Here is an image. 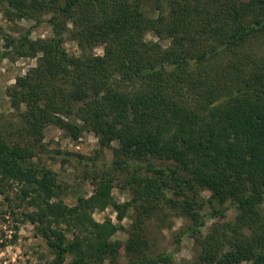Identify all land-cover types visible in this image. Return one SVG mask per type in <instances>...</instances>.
Wrapping results in <instances>:
<instances>
[{"label": "trees", "instance_id": "trees-1", "mask_svg": "<svg viewBox=\"0 0 264 264\" xmlns=\"http://www.w3.org/2000/svg\"><path fill=\"white\" fill-rule=\"evenodd\" d=\"M0 2L9 19L52 28L47 38L33 39L30 29L5 35L0 56L37 59L8 91L24 109L0 124V194L17 184V197L36 207L28 215L54 255L49 264L68 256L69 264H124L122 256L126 264H174L178 248L154 252L145 231L164 208L188 219L176 242L195 239L193 264H264V0ZM66 34L79 55L66 50ZM48 125L75 139L92 131L103 148L118 143L113 160L90 175L92 193L73 205L41 162ZM55 153L63 162L74 155ZM115 187L130 199H115ZM107 207L119 223L93 218ZM121 229L125 241L114 238Z\"/></svg>", "mask_w": 264, "mask_h": 264}, {"label": "rangeland", "instance_id": "rangeland-1", "mask_svg": "<svg viewBox=\"0 0 264 264\" xmlns=\"http://www.w3.org/2000/svg\"><path fill=\"white\" fill-rule=\"evenodd\" d=\"M47 18L48 16L43 17L44 20ZM69 25L71 26V24ZM29 29L33 39L47 38L52 34V28L47 21L36 25L35 20L31 18L9 19L4 14L3 5L0 2V56L6 44L5 35L19 36ZM146 39L157 41L158 37L153 32H148ZM168 43V40L162 41L163 45ZM64 46L70 54L79 55L81 53L76 42L67 34ZM93 52L103 55V45L95 47ZM36 61V58L28 57L0 59V124L15 120L20 110L24 109L23 105L19 110L12 106L8 91L15 84L16 78L35 66ZM78 123L81 124V121ZM42 145L41 162L55 170L59 179L66 184L67 189L62 198L67 204L73 205L78 196H89L92 193L93 185L90 175L95 168H102L104 162L109 163L113 160V148L117 147L118 143L114 141L111 143V147L103 148L100 146L99 138L92 131L84 129L79 138L75 139L67 129L48 125L44 129ZM56 150L73 153V159L70 157V161L63 162V155L56 154ZM51 154L55 158L52 159ZM78 154L95 160L99 165L94 167L90 162L87 164L79 162L78 157H75ZM33 161L36 162L38 159L34 158ZM150 161L156 164L162 162L153 158H150ZM166 163L170 164L171 162ZM166 163L164 162V164ZM17 192H19V187L14 184L13 188L0 194V264H49L54 255L44 238L38 233L37 224L33 223L28 215L35 211L36 207L30 206L26 201H21L17 197ZM202 192L205 196L210 195L207 189H203ZM113 196L120 202L127 201L131 197L127 190H122L119 187L113 189ZM131 215L132 212L129 211V214L121 221L122 226L130 225ZM93 218L97 221L110 218L113 223H119L112 207L95 210ZM214 220L215 218L207 219L203 235L208 232V228ZM188 222L186 217L177 214L170 208H164L163 211L148 219L145 231L150 240L151 249L154 252H171L177 247L178 249L174 253V264H193L199 252V246L195 239L185 236L180 243L176 242L177 232ZM114 238L125 241L128 238V232L121 229ZM70 260L71 256H68L64 264H69ZM121 263H127L124 256L121 257Z\"/></svg>", "mask_w": 264, "mask_h": 264}]
</instances>
